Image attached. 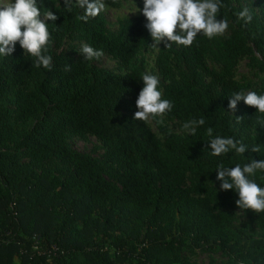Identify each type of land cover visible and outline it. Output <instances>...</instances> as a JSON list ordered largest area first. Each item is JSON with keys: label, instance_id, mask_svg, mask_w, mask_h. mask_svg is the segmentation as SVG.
Wrapping results in <instances>:
<instances>
[{"label": "trees", "instance_id": "trees-1", "mask_svg": "<svg viewBox=\"0 0 264 264\" xmlns=\"http://www.w3.org/2000/svg\"><path fill=\"white\" fill-rule=\"evenodd\" d=\"M242 2L222 0L217 19L229 24L222 36L200 35L189 47L161 43L158 88L173 108L153 119L158 137L133 119L145 17H123L111 32L101 13L84 22L78 6L37 0L57 16L47 21L52 69L35 67L18 42L11 56H0V264H195L198 252L219 254L221 264H264V213L238 208V194L216 179L220 163L264 159V116L242 100L228 108L234 92L264 95V24ZM105 3L143 8V0ZM256 5L264 11V0ZM245 6L253 17L247 24L236 15ZM83 44L123 73L83 60ZM242 61L258 81L237 80ZM200 118L205 125L186 134L182 125ZM208 127L249 150L212 156ZM89 136L102 146L99 157L68 143ZM253 178L264 187V172Z\"/></svg>", "mask_w": 264, "mask_h": 264}, {"label": "clouds", "instance_id": "clouds-1", "mask_svg": "<svg viewBox=\"0 0 264 264\" xmlns=\"http://www.w3.org/2000/svg\"><path fill=\"white\" fill-rule=\"evenodd\" d=\"M66 10L72 11L73 6L83 9L79 19L87 22L95 18L106 9L105 0H65ZM222 0H143V8L137 7L146 19L145 27L153 40V47L163 43L165 48L172 44L189 47L194 40L203 35L208 39L222 36L229 27L227 19H217ZM239 20L251 23L253 17L248 7H243L236 13ZM57 16L50 10L41 11L37 0H7L0 4V56H11L17 42L24 51L34 58V66H41L49 71L52 69V56L48 49L52 44L47 21H56ZM23 29V30H22ZM79 53L85 61L99 60L103 56L102 50L83 44ZM70 70V67L67 68ZM143 88L136 99L134 120L147 122L150 118L162 117L173 108V103L162 98L159 90L158 76L144 74ZM254 107L264 116V95L255 91H237L230 95L228 108L234 112L239 101ZM239 122V118H237ZM264 127V121H258ZM205 125V119H190L182 128L186 134L195 135L198 127ZM210 137L207 145L210 154L220 157L229 153L244 156L249 146L234 137L213 136V128H207ZM251 152H260L259 145H253ZM264 172V159L257 161L251 158L243 165L237 163L234 167H227L223 163L217 165L216 179L220 181V189L234 190L238 194L235 201L241 210H252L254 213H264V187H261L253 177L257 172Z\"/></svg>", "mask_w": 264, "mask_h": 264}, {"label": "rangeland", "instance_id": "rangeland-1", "mask_svg": "<svg viewBox=\"0 0 264 264\" xmlns=\"http://www.w3.org/2000/svg\"><path fill=\"white\" fill-rule=\"evenodd\" d=\"M14 2V0H13ZM7 3V0H0V4ZM246 6L253 8V10L257 13L259 16L261 22L264 24V11L256 5V0H243V2ZM123 8L121 10H112L110 8H107L101 12L100 15H102L108 23V29L111 32H115L117 30V21L119 19H122L123 17H139L142 15L141 12H136L137 10L135 8H131L128 5L122 4ZM145 29V35H144V43L141 48L140 53L138 54L136 58V65L142 66L144 69V74H152L158 76V72L156 70V60L158 56V52L160 49L161 44H159L156 47H153L152 44L154 43L150 33L148 30ZM100 67L103 69H106L112 73L115 74H122L123 71L119 69L118 64L109 56H102L100 58ZM159 78V76H158ZM237 80L241 84H247L258 81V75L255 71L247 67V63L245 61L240 62L238 70H237ZM159 81L160 78H159ZM142 82V87H143ZM158 87H161L159 84ZM147 125L151 129L153 133H155L158 137L159 131L153 121V119H149L147 121ZM169 128L172 130L174 129L171 125H169ZM68 143L70 144V147L75 151L82 154H88L93 158L99 157L103 154V149L101 144L95 139L94 137L89 136L86 141L79 140L78 138H69ZM240 216V214H237ZM241 217V216H240ZM241 221L242 218H240ZM212 256V258H211ZM214 260L216 264H221V257H219V254L210 255L208 253H197L194 257L191 258V262L195 264H208L209 261Z\"/></svg>", "mask_w": 264, "mask_h": 264}]
</instances>
